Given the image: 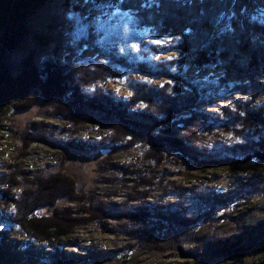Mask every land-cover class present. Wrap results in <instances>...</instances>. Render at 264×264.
Here are the masks:
<instances>
[{
    "label": "rangeland",
    "instance_id": "374dc122",
    "mask_svg": "<svg viewBox=\"0 0 264 264\" xmlns=\"http://www.w3.org/2000/svg\"><path fill=\"white\" fill-rule=\"evenodd\" d=\"M79 3L51 0L28 17L24 39L2 60L12 76L29 56L41 67L50 58H64L74 46L80 48L75 59L80 63L120 58L152 71L116 63L124 75L89 84L84 91L100 88L127 99L139 83L177 84L157 72L158 62L181 56L162 50L166 38L150 37L148 27L114 4L81 13L75 7ZM222 75L210 66L185 68L188 88L199 97L193 110L208 117V126L185 147L186 159L179 152L160 160L157 155H167L166 150L147 144L130 149L95 145L108 136L109 127L62 120L54 115L55 104L42 99L21 110L10 101L0 110V173L19 183L10 193L33 186L36 176L57 172L78 182L81 199L62 197L57 203L85 218L59 240L66 264L264 261V124L243 130L230 116L237 107L264 110V94L248 97L241 83H221ZM87 139L95 146L87 145ZM2 207L0 264H54L49 247L9 223L13 204ZM82 207L95 211L81 212Z\"/></svg>",
    "mask_w": 264,
    "mask_h": 264
},
{
    "label": "trees",
    "instance_id": "16d2710c",
    "mask_svg": "<svg viewBox=\"0 0 264 264\" xmlns=\"http://www.w3.org/2000/svg\"><path fill=\"white\" fill-rule=\"evenodd\" d=\"M49 1L0 0V110L10 101L17 102L21 110L42 99L55 104L54 115L62 120L109 127L108 136L95 145L122 144L130 149L147 144L151 149L166 150L167 155H157L160 160L179 152L186 159L185 147L208 126V117L193 110L199 97L188 88L185 68L210 66L223 71L219 80L224 85L241 83L248 97L264 94V0H80L75 7L81 13L104 3L132 13L140 26L149 28L150 37L166 38L162 50L181 53L157 63V72L177 84L169 80L160 87L139 83L127 99L100 88L87 92L84 87L107 84L110 76L124 75L116 63L144 72H152L151 68L120 58L80 63L75 60L80 48L74 46L64 58H50L41 67L29 56L23 61V70L11 75L2 61L4 56L24 39L28 17ZM173 69L177 71L172 73ZM185 113L189 115L183 116ZM230 116L243 130L254 123L264 124L261 109L237 107ZM87 140V145L95 146ZM30 182L33 186L13 194L10 190L19 185L17 179L0 173V205L12 203L9 223L23 229L32 241L49 247L54 264H66L68 260L59 256V240L85 218L70 207L58 208L57 203L62 197L79 201L78 182L60 172L36 176ZM82 208L79 211H95ZM5 212L2 207L0 213Z\"/></svg>",
    "mask_w": 264,
    "mask_h": 264
}]
</instances>
